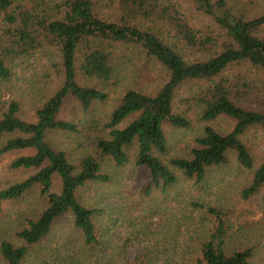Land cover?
Wrapping results in <instances>:
<instances>
[{
	"label": "trees",
	"instance_id": "obj_1",
	"mask_svg": "<svg viewBox=\"0 0 264 264\" xmlns=\"http://www.w3.org/2000/svg\"><path fill=\"white\" fill-rule=\"evenodd\" d=\"M246 0H0L3 44L0 79H11L16 59L40 50L57 54L62 81L36 107L30 119L16 101L0 97V153H18L13 170H30L0 187V210L37 189L44 207L25 218L15 233L18 243L0 240L2 264H22L29 248L48 236L56 218L69 212L84 242H100L92 206L79 189L110 180L108 165L130 161L146 169L150 182L166 187L184 179L202 182L210 168L234 154L251 169L243 197L264 186V153L244 138L252 126L264 127V10L251 13ZM129 51H134L129 54ZM193 54L187 57V52ZM185 53V54H184ZM142 57V58H141ZM237 65L232 71L231 66ZM126 78L127 81H126ZM155 78L158 79L153 86ZM124 85L106 116L89 113ZM188 86L180 96L178 89ZM74 99L85 116L80 121L59 114ZM225 118L230 128L217 126ZM197 119L202 133L188 157H163L165 125L184 128ZM65 130L88 140L73 162L47 140L50 130ZM59 187L55 188V178ZM214 216L194 264H249L252 248L225 249L229 213L207 208ZM164 264H170L165 261Z\"/></svg>",
	"mask_w": 264,
	"mask_h": 264
},
{
	"label": "rangeland",
	"instance_id": "obj_2",
	"mask_svg": "<svg viewBox=\"0 0 264 264\" xmlns=\"http://www.w3.org/2000/svg\"><path fill=\"white\" fill-rule=\"evenodd\" d=\"M53 4L57 0H44ZM245 9L251 13L264 10V0H246ZM3 23L0 22V47ZM187 52V57L193 54ZM129 54L134 51H129ZM185 54V53H184ZM142 58V57H141ZM237 65L231 66L232 71ZM128 78H126L127 81ZM61 61L57 54L40 50L30 57L16 59L11 79H0V97L16 101L21 114L30 119L36 107L61 83ZM158 82L155 78L154 85ZM124 85L112 92L104 102H96L89 113L106 118L123 92ZM188 86L178 89V95L188 92ZM62 118L80 121L85 116L78 103L68 98L59 114ZM217 126H229L230 121L219 118ZM167 150L163 157H188L201 135L202 123L197 119L188 127L169 124ZM48 142L66 151L76 162L85 150L88 140L65 130H50ZM7 135L0 137V145ZM244 138L264 153V127L252 126ZM130 161L123 166L108 165L110 180L89 182L78 191L84 204L92 206L97 236L96 245L84 242L82 232L74 226L72 215L66 212L56 218L48 236L29 248L22 264H194L201 242L208 237L214 225L212 207L229 213L231 227L225 236V249L252 248L249 264H264V186L243 197V186L250 180L252 170L237 161L234 154L229 160L210 168L206 178L195 184L184 179L175 168L178 179L166 186L150 182L145 168L133 163L134 146L129 148ZM16 152L0 153V187L13 183L31 173L13 170L9 162ZM55 178V188L59 187ZM44 207L43 197L37 189L25 193L14 201H6L0 210V240L7 238L18 243L15 233L24 225L25 218L38 214ZM0 264L2 260L0 258Z\"/></svg>",
	"mask_w": 264,
	"mask_h": 264
}]
</instances>
